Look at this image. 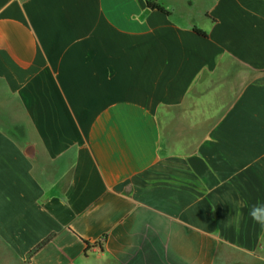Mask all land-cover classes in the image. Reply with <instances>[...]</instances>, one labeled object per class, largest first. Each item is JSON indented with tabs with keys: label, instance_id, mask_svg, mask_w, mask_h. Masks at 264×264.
<instances>
[{
	"label": "crops",
	"instance_id": "1",
	"mask_svg": "<svg viewBox=\"0 0 264 264\" xmlns=\"http://www.w3.org/2000/svg\"><path fill=\"white\" fill-rule=\"evenodd\" d=\"M258 202L264 0H0V264H242Z\"/></svg>",
	"mask_w": 264,
	"mask_h": 264
},
{
	"label": "clouds",
	"instance_id": "2",
	"mask_svg": "<svg viewBox=\"0 0 264 264\" xmlns=\"http://www.w3.org/2000/svg\"><path fill=\"white\" fill-rule=\"evenodd\" d=\"M249 215L254 222L264 226V203L258 202L257 204L252 205ZM85 264H89V262L85 261Z\"/></svg>",
	"mask_w": 264,
	"mask_h": 264
},
{
	"label": "trees",
	"instance_id": "3",
	"mask_svg": "<svg viewBox=\"0 0 264 264\" xmlns=\"http://www.w3.org/2000/svg\"><path fill=\"white\" fill-rule=\"evenodd\" d=\"M148 9H150V10H152V11H154V10H156V11H159V12H161V13H163V14H166V15H168V12L166 11V10H164L161 6H159L158 4H156V3H154V2H148ZM195 32L199 35V36H202V37H207V35L204 33V32H202V31H200V30H198V29H195ZM47 243V241H45V242H43L40 246H38L37 248H36V250L35 251H37V250H39L43 245H45ZM34 251V252H35Z\"/></svg>",
	"mask_w": 264,
	"mask_h": 264
},
{
	"label": "rangeland",
	"instance_id": "4",
	"mask_svg": "<svg viewBox=\"0 0 264 264\" xmlns=\"http://www.w3.org/2000/svg\"><path fill=\"white\" fill-rule=\"evenodd\" d=\"M240 260L242 264H264V255H258L255 259L241 255Z\"/></svg>",
	"mask_w": 264,
	"mask_h": 264
}]
</instances>
